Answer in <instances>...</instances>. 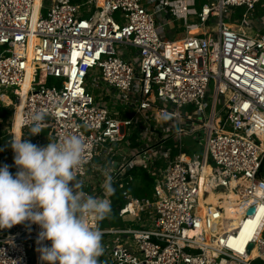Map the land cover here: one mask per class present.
<instances>
[{
    "label": "built area",
    "instance_id": "1",
    "mask_svg": "<svg viewBox=\"0 0 264 264\" xmlns=\"http://www.w3.org/2000/svg\"><path fill=\"white\" fill-rule=\"evenodd\" d=\"M39 1L33 17L34 0H0V107L13 115L1 135L14 138L28 76L19 137L45 146L79 136L75 190L105 198L107 176L120 189L126 223L97 225L98 264H264V0ZM174 24L185 35L173 37ZM35 113L42 132L30 135ZM134 169L150 176V197L131 192ZM211 193L221 195L209 202ZM224 200L241 213L232 227ZM40 231L30 221L0 228V264H31L32 245L33 263L46 264Z\"/></svg>",
    "mask_w": 264,
    "mask_h": 264
},
{
    "label": "clouds",
    "instance_id": "2",
    "mask_svg": "<svg viewBox=\"0 0 264 264\" xmlns=\"http://www.w3.org/2000/svg\"><path fill=\"white\" fill-rule=\"evenodd\" d=\"M43 120L44 113L32 116L30 135L42 132ZM23 135L10 141L19 170L13 175L8 165L0 166V228L24 221L39 225L37 251L46 264H98L104 249L97 225L111 212L106 197L114 192L112 177L107 176L102 186L105 198L76 191L75 170L85 163L82 139L66 133L38 146L21 139ZM260 201L264 204V195ZM257 220L264 225V211L258 210Z\"/></svg>",
    "mask_w": 264,
    "mask_h": 264
},
{
    "label": "trees",
    "instance_id": "3",
    "mask_svg": "<svg viewBox=\"0 0 264 264\" xmlns=\"http://www.w3.org/2000/svg\"><path fill=\"white\" fill-rule=\"evenodd\" d=\"M201 1L202 0H200V1L195 0V5L198 4V6L200 7L204 3ZM242 12H243V8H241V7H238L235 10V14L238 17L242 15ZM192 31H194V30H192ZM41 80H42V77H41ZM8 114H10V111L6 110L4 112V117H6ZM7 139H9V135L4 137V139L2 141H0V148L1 149H4L5 146L11 147L10 141H7ZM133 172H135L136 177H139V185L132 187L133 194H135L137 196H148L152 192V184H153L150 176L147 174V172H145L141 169H134ZM112 201H113L112 210L114 212L116 211V220L113 219L112 223L120 224L121 221L117 217V209L123 205L124 200L120 195V189L117 187V185H116V189L114 190V192L112 194ZM98 224H99V226H102V224H104V223H103V221H99Z\"/></svg>",
    "mask_w": 264,
    "mask_h": 264
},
{
    "label": "bare ground",
    "instance_id": "4",
    "mask_svg": "<svg viewBox=\"0 0 264 264\" xmlns=\"http://www.w3.org/2000/svg\"><path fill=\"white\" fill-rule=\"evenodd\" d=\"M39 3H40L39 0H34V3H33V6H34L33 17H37V15H38V6H39ZM192 30H195V29H192ZM42 80H43V78H42ZM28 81H29V78L27 76L26 79H25V82L22 85V89L19 90V92L21 94V100H20V104L17 105L16 112L14 113L15 114V117H17V119H18L19 110H20L21 105H22V102H23L24 94L26 92V86L29 83ZM3 99H5V96H3ZM18 130L19 129H18V121H17V122H15L14 129H13V131H14V137L15 138H18V135H19ZM218 195H221V194H218ZM218 195L211 193L208 196L207 201L214 202L216 200V198H217ZM223 204H224L225 209H226V212H227V215H226V219H227L226 220L227 221L226 227H228V226H231L232 227V226L236 225L237 224V221L241 218V213L238 212V211H235L234 210V206L231 205L230 202L224 200ZM251 231H252V228L251 227H248L247 229H244L241 232V235H242V237H241V240H242L241 245L244 243V240L247 239L251 235ZM243 236H244V239H243Z\"/></svg>",
    "mask_w": 264,
    "mask_h": 264
},
{
    "label": "rangeland",
    "instance_id": "5",
    "mask_svg": "<svg viewBox=\"0 0 264 264\" xmlns=\"http://www.w3.org/2000/svg\"><path fill=\"white\" fill-rule=\"evenodd\" d=\"M82 1H84V0H77V2L78 3H81ZM200 1V0H199ZM205 1H207V0H202L201 2H205ZM214 1V0H213ZM48 2V1H47ZM47 2L45 3V5H48L47 4ZM75 2V1H74ZM46 7V6H45ZM44 7V8H45ZM43 8V9H44ZM195 8H199V6H198V4L195 6ZM41 10V12L42 13H44V12H46V10ZM82 12V11H81ZM257 16H259V13H257ZM235 18H239L235 13H234V15H233V18L232 19H235ZM177 25V24H176ZM175 24H174V27L176 26ZM176 29H170V31H172V33L174 34L173 35V37H176V38H179V37H182L183 35H185V30H184V28H177V27H175ZM164 29H165V31L166 30H168V26H164ZM166 36H168V34L166 33ZM89 74H90V76H89V78L86 80V84H87V86L90 88L91 87V83H92V81H93V78H95L97 75H98V72H97V70H95V69H92V70H90L89 71ZM55 80H53V78H49L48 80H46V84L47 83H53ZM210 89H212V83L210 84ZM91 91L93 92V93H95L97 90L95 89V88H91ZM7 93H8V95H9V97L10 98H12V99H14V96H13V94H12V92L10 91V89L9 90H7ZM120 107V106H119ZM9 116H11V113L10 114H8L7 116H6V120L4 121V122H2L4 125L6 124V121H10V118H9ZM1 123V124H2ZM43 132L44 133H47L48 131L46 130V129H44L43 130ZM203 136V135H202ZM200 144H201V146H199V148L201 149L202 148V144H203V141H200ZM4 160H8L10 163V167H11V171H14V167H13V161H12V157H11V154H12V150H10L9 148L4 152ZM14 160V159H13ZM5 162V161H4ZM133 185L134 186H136V185H139V180L138 181H135L134 183H133ZM151 196V193L147 196V197H150ZM28 253H29V255H30V263L31 264H33V261H34V254L32 255V249H31V247H29V249H28Z\"/></svg>",
    "mask_w": 264,
    "mask_h": 264
},
{
    "label": "crops",
    "instance_id": "6",
    "mask_svg": "<svg viewBox=\"0 0 264 264\" xmlns=\"http://www.w3.org/2000/svg\"><path fill=\"white\" fill-rule=\"evenodd\" d=\"M73 1H75V2H77V0H73ZM259 15H260V13H259ZM4 96H5V99H3V96L1 97L2 99H3V104H6V103H8V101L10 100L9 99V95L7 96V94H4ZM9 108L10 107H0V126L1 127H4V124L2 123V122H4L5 120H6V117H4V112L7 110V111H10L9 110ZM10 113H11V111H10ZM11 118L13 119V115H11ZM18 121V119H17V117H15V114H14V124H15V122H17ZM2 123V124H1ZM14 124H13V129H14ZM0 127V128H1ZM18 132H19V130H18ZM9 134H4V135H1V129H0V141H2L3 139H4V137H6V136H8ZM18 137H19V135H18ZM7 141H11V138H10V135H9V139H7ZM10 149V150H12L11 149V147H6L5 146V148L4 149H1L0 148V152H1V156H0V162H1V166L2 165H8L9 166V170L11 171V167H10V162L7 160H4V152L7 150V149ZM14 152L12 151V154H11V157H12V161H13V167L15 168L14 169V171H11V172H16V167L18 168V170H19V167L17 166V165H15V163H14V160H13V158H14ZM5 161V162H4ZM134 174H135V172H133ZM136 175V174H135ZM136 177V176H135ZM139 180V177H136L134 180H133V183L135 182V181H138ZM133 185V184H132ZM132 187H134V185L132 186ZM131 192H132V188H131ZM133 193V192H132ZM121 195V194H120ZM135 195V194H134ZM137 196V195H136ZM118 217V216H117ZM119 218V217H118ZM113 219H115L116 220V214H115V212L111 215V216H106L102 221H103V223L104 224H102V226H109V225H116V226H123L126 222L124 221V220H122V219H120V221H121V223L120 224H116V223H112V221H113ZM31 249H32V255L35 253V250H34V246L32 245L31 246ZM34 262V261H33ZM34 264V263H33Z\"/></svg>",
    "mask_w": 264,
    "mask_h": 264
},
{
    "label": "water",
    "instance_id": "7",
    "mask_svg": "<svg viewBox=\"0 0 264 264\" xmlns=\"http://www.w3.org/2000/svg\"><path fill=\"white\" fill-rule=\"evenodd\" d=\"M252 211H253V208H249V209L247 210V214L252 213ZM251 246H252V244L250 243V244L248 245V248H250Z\"/></svg>",
    "mask_w": 264,
    "mask_h": 264
},
{
    "label": "snow or ice",
    "instance_id": "8",
    "mask_svg": "<svg viewBox=\"0 0 264 264\" xmlns=\"http://www.w3.org/2000/svg\"><path fill=\"white\" fill-rule=\"evenodd\" d=\"M261 211H264V209H261Z\"/></svg>",
    "mask_w": 264,
    "mask_h": 264
}]
</instances>
